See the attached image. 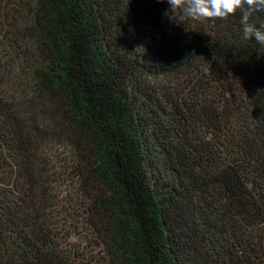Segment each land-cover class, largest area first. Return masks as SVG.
Instances as JSON below:
<instances>
[{
	"label": "trees",
	"instance_id": "trees-1",
	"mask_svg": "<svg viewBox=\"0 0 264 264\" xmlns=\"http://www.w3.org/2000/svg\"><path fill=\"white\" fill-rule=\"evenodd\" d=\"M240 17L0 0V264H88L51 221L56 144L94 264H264V45Z\"/></svg>",
	"mask_w": 264,
	"mask_h": 264
},
{
	"label": "rangeland",
	"instance_id": "rangeland-1",
	"mask_svg": "<svg viewBox=\"0 0 264 264\" xmlns=\"http://www.w3.org/2000/svg\"><path fill=\"white\" fill-rule=\"evenodd\" d=\"M149 32L155 29L148 28ZM157 30V29H156ZM166 34H172L165 30ZM53 162L52 170L57 172L53 184L55 206L52 210V222L56 231L65 242V247L74 252L81 261L94 264V258L100 255L97 239L86 221L84 210L85 197L80 193L78 182L73 172L67 170L69 151L62 145H53L49 152Z\"/></svg>",
	"mask_w": 264,
	"mask_h": 264
},
{
	"label": "clouds",
	"instance_id": "clouds-1",
	"mask_svg": "<svg viewBox=\"0 0 264 264\" xmlns=\"http://www.w3.org/2000/svg\"><path fill=\"white\" fill-rule=\"evenodd\" d=\"M172 7L183 4L186 16L193 20L226 18L238 9L241 12L242 38L264 45V24L249 22L253 12L264 11V0H167Z\"/></svg>",
	"mask_w": 264,
	"mask_h": 264
}]
</instances>
